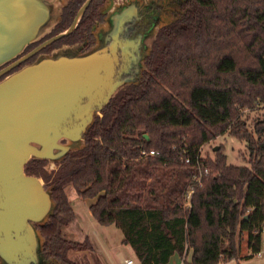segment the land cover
Here are the masks:
<instances>
[{"label": "trees", "instance_id": "trees-1", "mask_svg": "<svg viewBox=\"0 0 264 264\" xmlns=\"http://www.w3.org/2000/svg\"><path fill=\"white\" fill-rule=\"evenodd\" d=\"M191 1L163 36L152 72L111 99L83 149L51 172L47 160L26 165L53 186L58 204L42 228L46 252L66 258L69 247L92 249L88 237L63 236L76 217L67 185L95 199L93 217L120 227L141 264H168L174 254L184 264H221L239 259L245 245L252 254L262 250L264 112L251 127L244 115L264 109V0ZM226 132L246 142L248 165L229 163L222 144L201 157ZM143 149L159 153L143 156ZM199 155L209 174L185 207Z\"/></svg>", "mask_w": 264, "mask_h": 264}, {"label": "water", "instance_id": "water-1", "mask_svg": "<svg viewBox=\"0 0 264 264\" xmlns=\"http://www.w3.org/2000/svg\"><path fill=\"white\" fill-rule=\"evenodd\" d=\"M48 15L44 0H0V65L40 37L50 26ZM122 85L100 48L81 54L69 46L40 54L0 80V257L6 262H40L46 238L38 226L50 221L58 205L53 186L47 187L41 175L28 174L26 165L47 160L51 172L68 154L83 149L96 116Z\"/></svg>", "mask_w": 264, "mask_h": 264}, {"label": "flooded vegetation", "instance_id": "flooded-vegetation-1", "mask_svg": "<svg viewBox=\"0 0 264 264\" xmlns=\"http://www.w3.org/2000/svg\"><path fill=\"white\" fill-rule=\"evenodd\" d=\"M48 5V24L39 38L24 50L0 65V71L17 62L37 47L40 49L0 76L33 62L40 54H50L63 47H74L85 54L100 48L114 67V78L122 82L118 93L130 86H138L152 72V64L164 50L169 27L179 22L190 10L191 0H44ZM83 9L81 15L80 11ZM79 17L76 26L68 32ZM61 36L51 42L50 39ZM117 93V94H118ZM42 230L43 227H39ZM42 235L45 237L43 231ZM45 244L40 262L31 264H75L69 247L67 257L60 258L46 252ZM0 264H10L0 257ZM11 264H18L16 261Z\"/></svg>", "mask_w": 264, "mask_h": 264}, {"label": "rangeland", "instance_id": "rangeland-1", "mask_svg": "<svg viewBox=\"0 0 264 264\" xmlns=\"http://www.w3.org/2000/svg\"><path fill=\"white\" fill-rule=\"evenodd\" d=\"M263 112V108H258L245 113L244 117L248 118L250 127L255 118L263 117ZM221 144L224 147V152L228 156L229 163L240 166L249 164L250 154L246 142L229 132L217 136L215 140L204 145L202 147V155H210L213 157L215 146H220ZM65 188L67 189L70 202L75 209L76 217L63 228L64 235L69 237L66 233L69 229V238L71 240L82 242L88 237L92 246V249L84 248L78 251H71L70 254H73L72 257L74 256L79 264H121L118 258V252L122 251L127 256L129 255L128 252L133 250L131 245L122 243L124 237L123 230L115 224H100L93 217L90 206L94 203L95 199L79 197L73 186L67 185ZM244 248H246V245ZM132 255L134 264H141L137 255ZM190 260L191 252L188 255V261ZM181 261V256L174 254L168 264H180Z\"/></svg>", "mask_w": 264, "mask_h": 264}, {"label": "built area", "instance_id": "built-area-1", "mask_svg": "<svg viewBox=\"0 0 264 264\" xmlns=\"http://www.w3.org/2000/svg\"><path fill=\"white\" fill-rule=\"evenodd\" d=\"M159 152L155 149H143L142 150V155L143 156H155L157 155ZM201 157H202V150H201V153H200ZM199 155V158L197 159V161L195 163H193V166L195 167L196 169V172L194 173V175L192 176V184L190 186V188L188 189L186 195H185V207H190L191 206V198H192V194L193 192L195 191V188L197 186H202V183H203V179L205 177V175H208L209 174V169L208 168H203L202 167V161H201V157ZM186 162L188 163H191V158L190 157H187L185 159ZM258 255L261 254V251H259L257 253ZM126 264H134V261L133 259H126L125 260ZM184 264V262L182 263Z\"/></svg>", "mask_w": 264, "mask_h": 264}, {"label": "crops", "instance_id": "crops-1", "mask_svg": "<svg viewBox=\"0 0 264 264\" xmlns=\"http://www.w3.org/2000/svg\"><path fill=\"white\" fill-rule=\"evenodd\" d=\"M69 231L70 230L68 229L67 234L70 237ZM133 251L134 250L128 252L129 255H127V256H125L122 251H119L118 252V258H119L120 263L126 264V262H125L126 259H132L131 254H133V255L136 254V253L134 254L135 251L134 252ZM182 263H183V259L180 262V264H182ZM221 264H264V246H262V250H261L260 255H258L257 253L252 254L250 249L246 246V248H243L241 257L239 259H232V260H229L227 262H223Z\"/></svg>", "mask_w": 264, "mask_h": 264}]
</instances>
